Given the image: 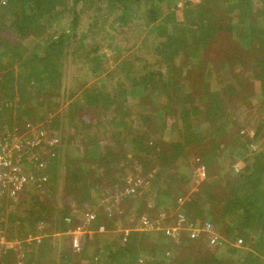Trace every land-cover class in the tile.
I'll use <instances>...</instances> for the list:
<instances>
[{"label":"trees","instance_id":"trees-1","mask_svg":"<svg viewBox=\"0 0 264 264\" xmlns=\"http://www.w3.org/2000/svg\"><path fill=\"white\" fill-rule=\"evenodd\" d=\"M180 1L182 0H0V107H2L0 133L3 130L6 131V127L16 126L18 130H24L28 124L38 126L44 122L45 118L35 117L30 107L17 111V114L24 119L14 115L11 117L13 120L15 118V121H11L12 118L4 117L6 110L12 111L16 89L21 92V99L26 95L29 97L28 100L24 98L26 102L34 99L32 95L35 94L34 92L37 93V89L46 87L52 89L59 101L54 104V96L53 101H46L47 94L43 92L38 97L41 110L43 108L51 110L54 105L57 109L66 102L68 105L64 110L58 108L57 116L62 117L66 114L70 120L79 123L84 121L88 110L91 109L95 113L100 111L98 103L104 101L106 96L108 103H117L110 119L104 124L101 123L107 125L106 123L109 122L108 125L113 131L108 145L102 144L100 140L91 139L88 134V137L79 136V144H83L85 150L82 156H79V162L87 164L86 167L84 164L74 162L78 160L70 163V154L75 149L73 145L70 146L67 143L72 138L64 139V136L59 134H55L59 138L56 146H44V153L39 154L34 150L25 157L27 160L28 158L44 159L48 180L44 184L33 182L34 187L45 196L49 195L52 199L54 196V199L58 198L59 202L63 200L65 205L63 210L56 209L50 199L37 200L35 207L26 211L27 218L15 216L12 219L13 222L20 224L19 229L23 230L27 227V230L33 233L40 223H45L53 225L54 231L61 229L66 232L73 228L74 224L83 223L89 215L96 213L95 208H91L90 205L95 204V202L92 203V195L97 194V185H87L91 181L89 175H94L99 168L107 167L115 170L118 166L122 169V164L129 166L122 170L125 173L121 174V179H110L117 185V189L127 185L123 179L128 173L133 174L136 180H142L135 187V194L130 196L132 200L130 202L137 205L134 216L151 214L150 210L160 209V213H166L165 220L169 216L175 219L173 213L180 212L188 220L210 221L205 218V211L198 208V199L186 197L185 201L179 205V200L185 197L183 189L188 191L185 186L188 178L193 177V169L204 166L208 179L206 178V185L198 188L195 193L205 194L204 196L212 199L226 200L224 204L222 201H217L216 204L222 207L221 212H224L226 216L227 214L236 215L235 219L223 222L227 225L224 228L227 236L220 234L223 237L217 236L213 244L208 234L195 239L190 238L189 241L184 240L185 242L181 244L178 242L176 248L154 254V257L158 258L154 259L151 256V263L148 264H264V156H257L258 154L255 155L252 152L256 158L255 167H244L237 176V183L244 184L240 186L239 191L248 188L249 194L235 192L236 188L228 183L233 182V176H230V171L224 172L223 162L219 163V158H237L240 156L238 154L247 149L245 145L249 143L248 140L238 132V134H232L230 139L226 137L227 142L220 143L218 139L221 138L216 137L214 140L210 139L211 141L206 140L198 133L200 124L193 121L196 114L201 113L193 103L194 101L198 99L199 102L209 101V104L205 102L206 106H209L206 110L208 114L213 112V106H218L219 109L224 108V99L235 97L233 91L242 93L241 101L244 100L243 93H248L257 108L264 110V0H203L196 5L185 0L184 22L176 19L177 5ZM67 4H70L68 14L66 13L68 12ZM211 6H214L213 11L209 10ZM92 8H95L96 13L104 15L103 28L108 27V30L116 34L113 36L109 31H105V36L109 39L124 41V44L121 42L122 46L114 44L115 48L120 50L123 47L128 53L126 59L117 65V72L125 78L126 82L131 83L129 86L131 95L140 97L133 110L129 106H121L120 100L125 98L128 92L127 89H122L121 84L117 83L118 88L114 94H111L107 90V83L100 88L96 84L88 86L86 83L79 84V76L74 70L79 67V61L75 63L76 66H73V72L71 71L70 75L67 74V66H58L59 62H66L69 54H76L74 50L77 49L72 50V47L75 39L80 37L77 47L80 49L86 46L85 51L91 50L86 56L88 63L83 62L81 65L84 67L89 65V69L94 74L101 71L100 56L95 55L92 60H89L92 58L90 55L99 52L96 43L92 39H89L88 45L83 42V39L93 35L94 31L90 29L85 33L84 29L79 27L83 24L82 15L87 9ZM59 17L66 18L65 28H52ZM228 22L232 26H229ZM144 26L150 30V33L148 36L146 34L140 37L142 40L138 42L139 33L136 31H141ZM230 27L232 32L239 33V38L234 39L231 36L233 33H228ZM246 27L248 29L243 30ZM4 33H8L9 37L2 38ZM26 38H29L31 42L30 47L23 42ZM247 39L249 42H246L248 46L245 47L244 41ZM222 42L233 43V48L227 53L220 52L219 47ZM253 47H256L254 52ZM213 56H219V58H213ZM16 67H18L17 70H15ZM191 67H196L203 73H191L189 71ZM224 69L227 70V77L219 81L220 84L225 85L224 89L222 92L221 89L218 92L213 91L212 87L215 86L205 81L209 77L206 71L210 70L212 74ZM115 72L112 71L110 76ZM183 74L186 78H189V75H197L196 84L201 85L200 89H196L201 91L200 96L188 95L190 101L188 106L187 102H182L179 94H176V86ZM69 79L72 83H66ZM14 84H17L16 88ZM238 85L244 90H239ZM95 91L97 92L94 93ZM68 92L69 94L65 96ZM181 93L183 94L181 97L186 99L187 94L182 91ZM161 96L164 97L166 112L164 121L158 123L157 128L160 129L157 130L164 132L169 142L162 143L156 140L150 143L151 140L146 136L148 131L150 132L156 125L153 114L157 110L156 105L152 104V99L157 100ZM248 96L246 98L249 100ZM148 103H151L149 105L152 108L151 113L147 109ZM41 110H38L37 114ZM209 115L212 114H208L207 119H211ZM219 120L220 118H217L214 121ZM59 123L57 118L52 121L55 127H58ZM233 123L239 125L238 121H233L224 124L226 126H221L219 130H226L225 128ZM196 124L199 127H196ZM47 125L46 123L43 125L45 131L50 135L56 133L50 126L51 131L46 130ZM82 127H87V124L85 123ZM82 131V135L87 132L83 129ZM155 133L158 135L157 131ZM259 136L260 134L255 132L253 139L258 138L262 143V138ZM104 139L107 140L105 134ZM91 142L94 143L93 146ZM159 144L162 145L159 146ZM241 145L244 148L240 147ZM159 147L161 150H158ZM227 147H230L228 150H232V153L226 152ZM88 152L91 154L90 158ZM64 156L67 160L69 159V162L65 163L69 166H65V172L62 171L65 174L61 172L59 174L61 157ZM87 156L88 160H86ZM193 158H195L193 162H190ZM248 159L251 160V158ZM231 161L229 160L228 163ZM220 170L224 174L218 177ZM36 176L38 177L37 174ZM107 179L109 178H105L104 181ZM157 181L163 187L156 185ZM220 181L225 182V186L221 185ZM102 186L106 184L103 183ZM179 189L181 190L178 191ZM212 190L215 191L208 194ZM48 202L54 205L52 209H49ZM164 206H168L170 211L162 208ZM86 211L90 214L83 216ZM94 215L98 219L101 218V224L105 223L100 214ZM170 219L167 221L170 222ZM26 222L28 226H24ZM106 226L104 224L108 232L112 226ZM93 227L98 229L95 224ZM106 233L95 235L91 239L85 236V241L80 242L81 246L78 250L65 246L55 248L54 245L46 243L45 239L40 240L37 242L36 256L28 262L30 264H73L74 258L79 257L80 260L90 252L89 250L96 252V247L102 241L104 242L105 238L112 237V234L105 235ZM113 236H118L120 241L106 243V246L101 244L103 249H106L104 253L107 261L104 264L137 262L141 255L131 250L129 245L137 241L136 239L140 236L133 232ZM99 237H101L100 242H97L96 238ZM122 239L124 242L120 243ZM179 244L181 249H178ZM52 251L60 254L59 263L51 258ZM11 262L16 264V260L10 256L0 260V264H11Z\"/></svg>","mask_w":264,"mask_h":264},{"label":"rangeland","instance_id":"rangeland-1","mask_svg":"<svg viewBox=\"0 0 264 264\" xmlns=\"http://www.w3.org/2000/svg\"><path fill=\"white\" fill-rule=\"evenodd\" d=\"M198 1L199 0H197L195 2H198ZM184 2H185V0H182V1L178 2V5H177L178 11L176 12V19L181 21V22L185 21L184 12H183L185 10V8H184L185 3ZM69 7H70V4H67L66 5V9L68 10V12H66L67 14L69 13ZM213 7L214 6L209 7V10L213 11L214 10ZM94 9L95 8L86 10V13H84V15H82L83 24H80L79 27H80V29H84L83 31L85 33L87 30H90V29H92L94 31L93 35H90L91 38L88 36V38H87L88 40L83 39V42L87 43L89 41V39H92L94 41V43H96L97 47L99 48V52L97 54L90 55L92 58L89 60H92L95 55L100 56V58L102 59V60L100 59V61H99V62H102V64H100L101 71L98 70L99 73L97 72L94 74L93 72H91V69H89V65L87 67H84V65L83 66L81 65V64H83V62L88 63L86 56L89 54V52L91 50L85 51V50H87L86 46H83V48L81 47L80 49L77 47V42H79L81 39L80 37H77L75 39L74 45L72 47V50H74L75 48L77 49V50H74V51H76V54H74V55L69 54V56L66 58V62H64V61L59 62L58 66L59 65L67 66L66 67V69L68 71L67 74L70 75V74H72L71 71L73 72V68H74L73 66H76L75 63L77 61H79V67L74 68L76 74L79 76V79H80L79 84L86 83L87 84L86 86H88L90 84H96V86L98 88H100L103 85H106V83H107L108 84L106 86L107 90L111 94H114L115 90L118 88L117 83H119V85L121 84L122 89L125 88L128 90L125 98L120 100L121 106L122 107H128L129 106V108H131L133 110V107L136 104H138L140 97L136 96V95H134V96L131 95V92L129 90V86H131V83L126 82L125 78L122 77V75L117 72L118 71L117 65L120 64L121 61L126 59V57L128 56V53H126V50L123 47L120 48V50L118 48H115L114 44L117 43L119 46H122L121 42L124 44V41H121V40L118 41L114 38L109 39V37L105 36L106 35L105 31H107V32L109 31V33H111L113 36H116V34L113 33L111 30H108V27L105 28V26H104V28H103L102 20H103L104 15H102V13H96V11ZM5 18H6V15H5ZM65 25H66V18L63 19V17H59L57 19V21L54 23L52 28L63 29V28H65ZM93 27H95V28H93ZM244 29H248V27L243 28V30ZM149 31L150 30L147 29L145 26L143 28H141V31H136L139 33L138 42H140L142 40V38H140V37H142V36L144 37V36H146V34L148 36V34L150 33ZM151 34H153V33H151ZM2 35H3L2 38H5V39L9 37L8 33H4ZM233 35L235 36V34H233ZM234 39H235V37H234ZM23 42H25L26 46L30 47L31 42L29 41V38H26V40H24ZM246 42H249V40L247 39L244 41L245 47L248 46V44ZM32 43H33V41H32ZM88 44L89 43H87V45ZM231 46L232 45L229 42L228 43L222 42L221 46L219 47L220 52L226 53L228 49H231ZM255 48L256 47H253V49H252L253 52L255 51ZM118 56H120V57H118ZM78 58H79V60H78ZM213 58H219V56H213ZM89 64H90V62H89ZM18 67H19V65H18ZM18 67H16L15 70H17ZM90 67H91V64H90ZM196 69H197L196 67H191L189 69V71L191 73H195V74H202L203 73L202 70L199 71L197 69L198 70L197 71ZM228 70L230 71V69H228ZM112 71H116V72L110 76ZM226 71L227 70L224 69V71H220L219 73L213 72L212 74L210 73L211 72L210 70L206 71V73H208V75H209L208 79H210V80L205 79V81L210 83L211 85L215 86V87H212L213 91L218 92V90H220V89H221V92L223 91L225 85L220 84L219 81L227 77ZM107 74H109V76H107ZM104 78H107V80H104ZM179 80L180 81H179L178 85L176 86V94H179V96H180L179 98L181 99V101L187 102L186 105L188 106V103L190 102L188 99V95L200 96L199 94L201 91L196 90V89L201 88V85H199V83L196 84L197 83L196 81L198 80V76L197 75H189V78L188 77L186 78L185 75L183 74L179 78ZM67 82L72 83V81L70 79L68 81H66V83ZM101 83H103V84H101ZM14 85H16L15 86V88H16L17 84H14ZM67 85H68V87H70L69 84H67ZM237 88L239 90L240 89L244 90V88H241L239 85L237 86ZM64 89H66V88H64ZM173 91L175 93V88ZM181 91L184 94H187L186 99L184 97H181V95H183L181 93ZM193 91H196V92H193ZM43 92H46V94H47L45 97L46 101H53V96H54V104L59 101V98H57L56 93L54 91H52V89H48L47 87L45 89H37V93L34 92L35 94L32 95L34 97V99H30L29 102L25 101V100H28L29 97H27V95H26V96H24L25 100H24V98L21 99L22 94H21V92L18 91V89H16L15 97L12 101V103H13L12 111L10 112L9 110H6L7 111V112H5L6 116H4V117L12 118L11 116H14V115L20 116L19 114H17V111L23 110L26 107H28V108L30 107V109H33L35 117H42L43 116V118H45L44 122L40 123L37 127H41L42 129L45 130L43 125H45V123H46V124H48L47 125L48 129H46V130L51 131V129L49 128V126H50V127L54 128V131L56 132L54 134L62 135V136H64V139L72 138V140H69L67 143L70 146L73 145V148L75 149L72 152V154H70V157H69L70 163L73 160H78V161H74L77 164L81 163V162H79V156H82V153L85 150H84L83 144H79V138H80L79 136L80 135H81V137L82 136L88 137V135H90V138L94 139L95 141L100 140V142H102V144H107V145L109 144L108 143L109 137L113 131L110 129V126L108 125L109 122L106 123L107 125H103V124H104V122H106L110 119V115L115 110L114 107L115 106L117 107V103H112V104L108 103V98L106 96L104 101H100L98 103V108L100 109V111H97L95 113L91 109L88 110V113H86V115L84 117V121L82 120V122L79 123L77 121L70 120L66 114H64V116L62 115V117H61V115H60V117L57 116V115H59V112H58L59 109L64 110L65 107L68 105L66 102H63L62 103L63 106H59L60 107V108L58 107L59 109L58 108L55 109V105H54V107H52L51 110H47V109L45 110V108H43L41 110L38 97L40 96L39 94H41ZM96 92L97 91H95L94 93H96ZM247 92H249V91H247ZM232 93H235L234 94L235 97L232 96L233 98L231 97L230 99L225 98L224 99V108L222 107V109H219L218 106H213L214 107L213 112L208 113V114H212V115H209L211 117V119H207L208 114L206 113L207 112L206 110L209 106H206L205 102H207L209 104V101L202 100L201 102H199V99H198V101H194L193 103L198 107L199 112H201V113L196 114L193 121L194 122L196 121V123L200 124L201 127L198 129V133L201 134L202 136H204L206 138V140H210V139L214 140V138L216 137V138H221V139H218V141L220 143H223V142H227L226 137L230 139L232 134H234V133L243 134L245 136V138L248 140L249 143L247 145H245V149L246 148L247 149L244 150V152H243L244 155L242 156L243 153H240V154H238L240 156H237V158H235V157L219 158L220 159L219 163L223 162L224 172L228 173L230 171V176H233L232 177L233 182H228V183L231 184V186L233 188H236L235 192L248 193V188H245V190L239 191L240 186H244V184L237 183L236 179L244 167L245 168L246 167H248V168L255 167L254 161L256 160V158L253 156L252 152H254L255 155L258 154L257 156H259V155L264 156V110L257 108V105L255 104V102H252L253 98H250L248 96V93H245V92L243 93L242 96H243L244 100H242V101L240 100L242 93H240V92L237 93L235 91H233ZM62 94H63V92H62ZM68 94H69V92L66 93L65 96H67ZM246 96L249 97V100L246 98ZM79 97H80V95H79ZM103 97H105V95H103ZM163 98L164 97L161 96L157 100L152 99V104L156 105L157 110L153 114V119H155L156 125L151 128L150 132L148 131V134L146 136V138L151 140L150 143L154 142L156 140H160L162 143L163 142H165V143L169 142L167 140V138L164 136V132L162 133L160 130L159 131L157 130V129H160V128H157L158 123L160 124L161 122L164 121V117H165L164 113L166 112L165 104H164L165 102H164ZM81 99H84V98H81ZM150 101L151 100H149V102ZM83 103H84V101H83ZM150 104L148 103L147 109L151 113L152 108L149 107ZM1 108L2 107H0V109ZM258 109H259V111H258ZM38 110H41V112L39 114H37ZM145 115H148V114H145ZM20 117L23 118L22 116H20ZM56 118L60 121V123L58 124V127L57 126L55 127L54 125H52V121ZM217 118L218 119L220 118V120L214 121ZM11 121H15V118H14V120L12 118ZM233 121H238L239 125H235L233 123L231 126H228L227 128H225L226 130H222V131L219 130L221 126L222 127L226 126L224 124L229 123V122H233ZM102 122H103V124H101ZM85 123L87 124V127L83 128L82 126H84ZM13 124H14V122H13ZM196 127H199V126L197 125ZM5 129H6V131L3 130V131H1V133H4V134L9 133L10 134L11 132H16V131L22 132V130H23V129L18 130V127H16V126L9 127V128L6 127ZM82 129L84 131L87 130V132L84 135H82V132H83ZM156 131H157L158 135L155 133ZM255 132L260 134L259 137L262 138V140H261L262 143L259 142L258 138L253 139ZM24 133L25 132H23L21 134H24ZM104 134L106 135L107 140L104 139ZM165 135H167V134H165ZM93 145H94V143L91 142V146H93ZM161 145L162 144H159V146H161ZM240 147H243V146L241 145ZM59 148H61V147H59ZM229 148L230 147H227L226 150H228ZM116 149H119V148H116ZM159 149L161 150V147H159L158 150ZM90 150H92V148H90ZM43 151L45 152V150H40L39 152L42 153ZM62 151H63V148H62ZM223 151H224L223 152L224 154L226 152L232 153V150H228L226 152H225V150H223ZM88 155L90 158L91 154L89 153ZM129 157H130V155H129ZM61 158H62V160L60 162L59 174H61L62 171L65 172V170H66L65 168L67 166H69V165H65V163L69 162L68 161L69 159L67 160V157H65V156L61 157ZM87 158H88V156L86 157V160L89 159V158L88 159ZM248 158H251V160ZM260 158H262V157H260ZM194 159L195 158L190 160V162H193ZM229 160H232V161L230 163H228ZM83 164L84 163L82 162L81 165H83ZM84 165L86 167L87 164H84ZM89 166H88V171L90 170ZM128 166L129 165H125V164L123 165L122 164V166H121L122 169H120L117 166V168L115 170H110L107 167L105 169L99 168L98 171L94 175H91V174L89 175V178L91 181H89L87 183V185H92V184L97 185V188H96L97 194L92 195V199H93L92 203L95 202V204H91L90 207L95 208V209L97 208V210H100V211L101 210L104 211L100 215L102 216V218L104 219L106 224L108 226H115L118 229L120 228L118 230V232H122V235H124L126 232L129 231L125 226L126 222L132 220V223H133L134 221L137 220V218L133 219L137 205L135 203L130 202V201H132V200H130L131 195L127 194V192H126V189L128 188L130 180L134 181L135 177L133 176V174L128 173L129 176L127 175V177L123 179V180H125L127 185L122 187L121 189H119V188L117 189V185H115L111 180L116 179V178L121 179V174L125 173V171L122 172V170L128 168ZM198 167L199 166H197V169H198ZM77 169H79V168H77ZM197 169H193L194 170L193 171V173H194L193 177L191 179L188 178V183H186L187 185L185 186L188 188V191L186 192L183 189V191L185 192V193H183L184 194L183 196H185V197H182L179 200V205H181L185 201L186 197H188L190 199H194V200L198 199L197 200L199 202L198 208L204 210L206 213L205 218H208V220H210V221H204L205 224H208L211 226V228L209 229V232H208L209 237H210V235H213L212 237H214V236L226 237L227 233L224 231V228H226L227 225L224 224L223 222H229V221L235 219L236 215L235 214H230V215L227 214V216H226L224 212H221V210H223V209H222V207L220 208L219 205L216 204V202L222 201V203L224 204L226 202L225 199H219V198L212 199V198H209L207 196H204L205 194L202 195L201 193H195L198 188H201L204 185H206V183H205L206 180L201 181L200 179L197 178V175H196ZM175 171H177V170H175ZM231 171L234 173V175ZM64 172L62 174H65ZM89 173H90V171H89ZM223 174L224 173H222V171L220 170L218 177H221ZM105 178H109V179L104 181ZM120 179H119V182H120ZM139 181L142 182L141 179H139ZM157 182L158 183H156V185H160L159 181H157ZM81 183L86 185V183H84L83 181H81ZM103 183H105L106 186H102ZM219 183L221 185L225 184V182L223 183L221 181ZM160 186L163 187L162 184ZM180 190L181 189H179L178 191H180ZM213 191H215V190L210 191L208 194H211ZM228 195H229V193H228ZM32 196L33 195L27 196V198L28 199H29V197L32 198ZM193 196H197V197H193ZM191 197H193V198H191ZM46 199H50L51 202L53 201L56 209H62L63 210L64 205H65L63 200H62V202H59V199L58 198H57L58 200L54 199V196L52 199L49 197V195L48 196L43 195L42 200H46ZM71 200H73V199H71ZM28 201L29 200H26V201L24 200L23 204L19 206V208H18V210L20 211L19 213H25L26 211H28L29 209L32 208L31 205L35 204L34 200H32L31 202H28ZM74 201L78 202L75 199H74ZM51 202H48V204L50 205V206L48 205L49 209H52L54 206V205H52ZM164 207L167 208L168 206H164ZM166 208H164V209H166ZM149 209H151V208L149 207ZM159 210L160 209H158V210L152 209V210H150L151 214H143L142 216L148 215L151 218L153 217L152 220L154 222H162L163 221V224L159 225V226H161L159 230L167 229V226H165L166 222L169 223V226H171L174 219L168 218V219H170V222L167 221L168 219L167 220L162 219V217L166 213L163 215L162 213H160ZM167 210L170 211L168 208H167ZM88 214H90V212L86 211V213L84 212L83 216H86V215L88 216ZM97 219L98 218H96V220ZM109 220H111V221H109ZM98 221H99L98 223L95 222V226L99 228L103 224H101V222H100L101 218ZM201 221L202 220H200V222ZM77 225H79V223L74 224V226L72 228L73 231H76V229H74V228ZM215 227H217L218 230H216L217 228L215 229ZM116 228H115V230H116ZM86 229H88V228H86ZM109 233L110 232H108L105 235H108ZM75 234H76V232H75ZM220 234H222L223 236ZM181 235L186 236L185 239L188 238L189 240H191L188 233L184 232V234H183V232H181L178 234V236H181ZM100 239H101V237H99L98 239L96 238L97 242H100ZM178 239H179V237H178ZM115 240H116V242H118V241H120V238L118 239V236L112 235V237L105 238V241L104 242L102 241L101 244L105 245L106 243H109V242H112ZM136 240L137 241L130 243L129 248L131 250L135 251L136 253L140 254V255H145L147 257L152 256V258L156 259L157 258L156 256L153 257L154 254L162 253L164 245L167 246L165 251L170 250V246H168L169 244H167V243L164 244L162 241H160V242H157L156 240L152 241L151 238H150V241L147 239L140 240L139 238ZM176 241H179V240H175V242ZM123 242H124V239H122L120 243H123ZM179 243H180V241H179ZM96 244H99V243H96ZM101 244H99V246L96 247V249L98 251V253H96V254H98L99 260H100L99 264H103L102 259L104 258V255H105L104 252L106 250L105 248H104L105 250L103 249ZM62 247H64V246H62ZM15 248H16L15 250L19 254L18 256L20 258L23 257L24 255L21 252L22 249H21L20 243L15 244ZM34 248H36V247H34ZM60 249H62V248H60ZM37 251H38V249H35V253H37ZM89 251L90 252L87 255H90V253H92L91 250H89ZM185 253H188V252H185ZM140 258L144 259L141 256H140ZM73 260H74L73 264H79V261H84V258L79 260V257H76Z\"/></svg>","mask_w":264,"mask_h":264},{"label":"built area","instance_id":"built-area-1","mask_svg":"<svg viewBox=\"0 0 264 264\" xmlns=\"http://www.w3.org/2000/svg\"><path fill=\"white\" fill-rule=\"evenodd\" d=\"M25 132L24 134H21ZM22 135V136H21ZM59 143V138L55 134L50 135L41 127L27 125L22 132L0 133V201L3 199L17 200L21 191L33 182L46 183L48 180L46 174V163L42 158H25L31 152L36 150L40 154L44 146L54 147ZM44 153V151L42 152ZM23 156V157H22ZM22 157V158H21ZM237 170V169H236ZM38 175V177L36 176ZM197 178L201 181L206 180L207 171L204 166H199L196 172ZM141 182L139 179L129 182L126 189L127 194L134 195L135 187ZM133 184V185H132ZM163 215L165 213H162ZM175 216L172 225L167 227L166 232L169 237L174 240L178 239V234L186 232L190 238L195 239L203 234H208L210 225L205 224L200 220H188L180 212L173 213ZM162 216V215H161ZM166 214L162 217H164ZM169 218H171L169 216ZM94 215H89L83 223L76 227L74 232L73 247L79 249L80 234L86 232V228L91 226ZM153 217L148 215L141 216L139 219V227L147 233L156 232L160 229L162 222H154ZM165 220V219H164ZM174 225V226H173ZM173 226V227H172ZM185 230V231H184ZM98 232H105L103 227L98 229ZM128 234V232H126ZM81 236V235H80ZM210 235L211 243L213 244L217 236ZM240 243V242H239ZM8 248L12 246L6 244ZM241 245V244H240ZM11 246V247H10ZM134 264H144V259L139 258Z\"/></svg>","mask_w":264,"mask_h":264},{"label":"crops","instance_id":"crops-1","mask_svg":"<svg viewBox=\"0 0 264 264\" xmlns=\"http://www.w3.org/2000/svg\"><path fill=\"white\" fill-rule=\"evenodd\" d=\"M186 1L196 5V4H200L203 0H199L198 2H195L197 0H186ZM227 24H229V26H232V24L229 22ZM228 33L235 34L236 32L235 31L232 32V27H230V31H228ZM233 34H231V36H233V38L234 37H235V39L239 38L238 37L239 33L238 34L236 33L235 36ZM231 45H232L231 46V49H232L233 43ZM231 49H228L227 52L230 51ZM42 189H45V188H42ZM31 195H33L32 198L29 197V199H28L27 196H31ZM42 197H43V194H41L39 189L35 188L34 184L31 183V184H28L21 191L17 200L14 201V200H10V199L5 198L2 201H0V260L4 259L6 256H10L11 258H14L16 260V264H30V262H28V261L30 259H33L32 258L33 256H36L35 249H38L37 248V246H38L37 242H40V240L43 241V239H45L46 243H48L50 245H54L55 248L56 247L59 248L61 246L74 248L73 247V238L75 237L74 236L75 231H73L72 228L68 229L66 232H64L65 230L63 231L61 229L54 231L53 227H52L53 225L51 226V225H47L45 223H40L37 226L36 230L33 233H30L28 231L29 229L27 230V227H25L23 230L19 229V228H21L20 224H17V223L12 221V219L15 216H22L24 218L25 217L27 218L28 215L26 214V212L25 213H19L20 211L18 210L19 206L23 204L24 200L25 201L29 200L28 202H31L32 200H34L35 204H36L37 200H42ZM42 201H45V200H42ZM35 204L31 205V207L34 208ZM162 208H166V207H162ZM156 210H158V209H156ZM95 211L97 213H94V214H101L104 212L102 210H101L102 212L100 210H97V208L95 209ZM94 214H92V215H94ZM140 217L141 216H137V217L134 216L133 219L137 218L138 221L136 220L132 223V220H131V221H127L125 224L126 228L129 230L128 233L133 232V233L138 234L140 236V238H139L140 240L147 239L150 241V238H151L152 241L153 240H156L157 242L162 241L164 244H166V243L169 244L168 246H170V249L176 248L179 241H180V244L184 243L185 242L184 240L189 241L188 238L185 239L186 236L181 235V236H179V239H177L179 241L175 242L174 239H172L171 237H169L167 235L166 229L158 230L156 232H151V233L144 232L139 227ZM96 218L97 217L95 216V219L92 220V222H91L92 224L86 230V232L83 234H80L81 236L79 235V242L82 241L84 243L85 236H89V239H91V237H94L95 235H103L104 233L107 232V230H105V228H104V224H106L105 221H104L105 223H102L103 225L101 226L104 228L105 232H98V229L100 227L98 229H95L93 227L95 222L98 223L99 222L98 220H100V219L96 220ZM26 224H27V222L24 224V226ZM26 226H28V225H26ZM165 226L168 227L169 223L166 222ZM76 227L74 229H76ZM115 228H116L115 226H112V228L110 230L108 229V232L110 231V234H112V235L122 234V232H118V230L120 228L119 229L116 228V230H115ZM183 234H184V232H183ZM17 243H20L21 249H22L21 252L24 255L21 258L18 256L19 254L15 250L16 249L15 244H17ZM6 244L11 245L12 247L10 246L11 248H8V246ZM180 244H179L178 249H181ZM34 247H36V248H34ZM166 247L167 246L164 245L163 252L166 250ZM93 252H95V251H93ZM93 252L90 253L91 256L87 255L89 252L86 253L81 258V259L84 258V261H79V263L80 264H99V262H100L99 256H98V254H96V253H98L97 249H96L95 253H93ZM105 255H104V258L102 259L103 264L107 261V257ZM50 256L53 260L56 261V263L60 262V254L59 253L52 251ZM141 257L144 258V262H145L144 264L151 263V259H152L151 256L147 257L145 255H141ZM11 264H14V263L11 262Z\"/></svg>","mask_w":264,"mask_h":264},{"label":"bare ground","instance_id":"bare-ground-1","mask_svg":"<svg viewBox=\"0 0 264 264\" xmlns=\"http://www.w3.org/2000/svg\"><path fill=\"white\" fill-rule=\"evenodd\" d=\"M76 252V251H75Z\"/></svg>","mask_w":264,"mask_h":264}]
</instances>
